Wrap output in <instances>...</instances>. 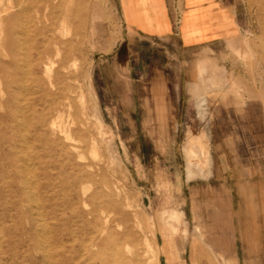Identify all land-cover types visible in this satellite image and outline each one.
I'll list each match as a JSON object with an SVG mask.
<instances>
[{"label": "rangeland", "instance_id": "obj_1", "mask_svg": "<svg viewBox=\"0 0 264 264\" xmlns=\"http://www.w3.org/2000/svg\"><path fill=\"white\" fill-rule=\"evenodd\" d=\"M39 1L59 9L50 75L32 69ZM225 1L191 47L131 31L121 0L26 1L22 91L0 36V264H264V0Z\"/></svg>", "mask_w": 264, "mask_h": 264}, {"label": "bare ground", "instance_id": "obj_2", "mask_svg": "<svg viewBox=\"0 0 264 264\" xmlns=\"http://www.w3.org/2000/svg\"><path fill=\"white\" fill-rule=\"evenodd\" d=\"M26 1L27 0H25L24 3H23L21 0H18V2L16 3L18 5L16 6L14 4L18 8V10H17L18 12L16 14H13L11 12L10 9H11L12 6H10L9 4L7 6L0 7V36L2 35L3 39H4V36H5L8 39V43H7V49H8L7 56H12V59H11L10 64L8 66H6V65H3L2 66V71H3V76H4L3 77V83H4V85H5V87H6L7 90L10 89L11 84H12V85H15L16 86L15 87L16 88V91L17 90L20 91V89L22 91V88H23L22 85L24 84V79L26 78V76L23 75V73H22V63H23V65H25V64L27 65V60H28V58H27V55L28 54L26 55V53H28V52H26L24 50L26 48L23 47L24 46L23 45V42H25V39L23 37L27 34V31H28L27 26H26V23H25L26 20H27L26 19V17H27L26 16V9H28V8H26L27 6L25 7ZM39 4L40 5L36 6L37 7L36 8V15H37L36 16V19H37V23H39L40 26L35 27L36 28L35 29V34H36L37 37H40L41 38V41H39V40L38 41L37 40L34 41L35 44H36V47L33 48L35 51L32 49V51L35 52V57L32 59V62H33L32 69L34 70V68L38 64L44 63L45 64V74L46 75H50V73H51V67L53 65L52 59H51V49H50V45H53L55 47V56L56 57H60V47L59 46L63 44V43L57 41L54 38L55 27H54V22H53V20L51 18V12L54 9H58V7H55L54 6V7L50 8L48 5L43 4V1H39ZM12 10H13V8H12ZM24 19H25V21H24ZM28 20H31V19H28ZM62 22H64V20H62ZM16 30H17V34H16ZM30 37H31V35H30ZM0 40H1V38H0ZM27 44H28V42H27ZM35 44H33V45H35ZM65 60H66V57L62 55L61 56V63H62V65L65 63ZM201 68H202V66H201ZM10 69H11V74H10V71H9ZM210 81H211V79H210ZM53 86L56 87V84H54ZM34 87L37 88L36 90H38V92L43 93V96H44L43 98L44 99H43L42 102H44L45 105L48 104V107H45V105H43V107H44L43 108V111L47 108L48 111L55 110L56 113H57V116L55 118H53V120H51V122L49 123V129H50V131L52 133L58 132L60 134H63L65 137H68V132L65 130V128H64V126H63V124L61 122V117H60L61 111H60V109L53 108L52 105L50 106V103L47 100V97L49 96L48 91L46 89H44V88H40V87L38 88L35 85L33 86V88ZM26 90H25V87H24V91H26ZM30 92H32V91H30ZM57 97H58V99H62V96L60 94H57ZM37 100H39V99H37ZM12 103L16 104V110L18 111V115L15 116V121H16V119L18 117H22L21 116L22 107L20 106V102H16V98H14V100H13ZM12 103H9V101H7L6 104H5V106H8L9 107V105H11ZM34 121H35V125H36L35 127L38 128L37 130H42L43 128H45V124L48 121V119L45 118L44 115H43V116H40L38 119L35 118ZM16 123H18V126H17L18 128L19 127H21V128L23 127V129H26V126L24 127V124L21 121H19V122L17 121ZM43 136L44 135L38 136V138L40 139ZM201 138H202V136H201ZM65 141H67L66 138H65ZM200 141L201 140L199 138L193 137V135H191L190 133L188 134L187 146L185 145L186 146V150H188V154H190V152H191L190 150L193 149L192 146L194 144L196 146L197 145L201 146ZM199 146H197V147H199ZM93 147H94V145H93ZM184 152H186V151H184ZM205 152H207V151H205ZM194 155H196V153ZM187 159H188V157H187ZM189 161H188V163H189ZM25 165H26V163H25ZM26 166H28V165H26ZM29 175H30V173H29ZM165 250L166 249L164 247L163 248V251L165 252ZM160 254H162V253H160ZM109 264H110V262H109Z\"/></svg>", "mask_w": 264, "mask_h": 264}, {"label": "crops", "instance_id": "obj_3", "mask_svg": "<svg viewBox=\"0 0 264 264\" xmlns=\"http://www.w3.org/2000/svg\"><path fill=\"white\" fill-rule=\"evenodd\" d=\"M121 10L131 31L148 38L178 36L191 47L220 35L230 7L225 0H121Z\"/></svg>", "mask_w": 264, "mask_h": 264}]
</instances>
